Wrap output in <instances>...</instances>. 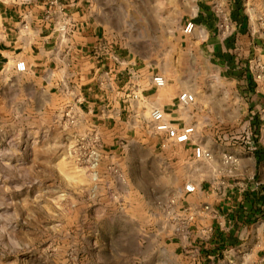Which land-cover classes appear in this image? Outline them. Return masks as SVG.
<instances>
[{
	"label": "rangeland",
	"instance_id": "374dc122",
	"mask_svg": "<svg viewBox=\"0 0 264 264\" xmlns=\"http://www.w3.org/2000/svg\"><path fill=\"white\" fill-rule=\"evenodd\" d=\"M12 1L24 0L0 4ZM98 4L107 7L111 24L80 50L105 60L108 73L94 76L117 90V104L105 109L99 128L77 94L63 109L51 99L60 97L58 90L45 94L41 114L22 98L0 101V264L191 263L188 225H174L177 212L187 209L174 181L182 172L170 166L188 148L165 142L168 133L157 130L152 110L160 108L171 128L182 131L195 127L187 123L193 112L207 115L205 101H244L223 105L221 112L233 115L226 130L251 134L259 114L262 138L264 101H257L250 80L261 92L264 41L256 33L264 35V0L92 1ZM88 20L66 26L71 33L87 30ZM15 69L26 72V59ZM84 174L89 188L82 191L75 182Z\"/></svg>",
	"mask_w": 264,
	"mask_h": 264
},
{
	"label": "crops",
	"instance_id": "0c3cea01",
	"mask_svg": "<svg viewBox=\"0 0 264 264\" xmlns=\"http://www.w3.org/2000/svg\"><path fill=\"white\" fill-rule=\"evenodd\" d=\"M92 1L85 4L83 0H24L0 4V101L22 98L21 101H28L31 112L41 114L40 101L45 94L58 90L60 97L55 98L57 93H52L51 99L58 101L61 109L72 103L70 100L77 94L82 99L80 105L89 108L87 120L99 128L108 105L117 104V90L114 84H104L94 76L95 70L96 74L108 73L110 68L105 60L92 55L85 57L80 50L82 45L95 43L98 31L111 24L107 20V7L100 10V4L95 7ZM85 18H89L87 30L71 33L66 26ZM258 32L257 38L264 41V35L259 36ZM19 59H26V72L16 71ZM91 60L94 64L88 62ZM73 79L81 80L78 86L71 84ZM59 85L62 86L58 88ZM260 91L264 95V87ZM127 99L122 102L129 112L135 111L134 102ZM205 104L207 110L203 111L207 115L193 112L187 121L196 123L192 135L196 141L191 138L183 144L188 150L178 163L170 160V166L182 172L174 181L183 205L187 206L186 211L177 212L174 225L179 222L188 225L184 244L193 249L188 256L192 262L146 264H264V132L259 141L261 149L247 152L232 141L235 133L226 130L233 115L221 112L225 104L235 108L245 104L244 101H205ZM156 109L160 108L152 112ZM198 147L204 151L200 157ZM230 155L234 157L229 159ZM85 178L89 176L84 174L75 182L82 191L89 188ZM187 183L194 184L196 191H186ZM200 251L203 255L197 258Z\"/></svg>",
	"mask_w": 264,
	"mask_h": 264
},
{
	"label": "built area",
	"instance_id": "2783aa9c",
	"mask_svg": "<svg viewBox=\"0 0 264 264\" xmlns=\"http://www.w3.org/2000/svg\"><path fill=\"white\" fill-rule=\"evenodd\" d=\"M18 68L20 70L26 69V62L20 61L18 63ZM154 81L157 83L158 86L164 87L166 85V79L162 75H157L154 77ZM190 95L188 93H183L181 95V98L188 101L190 99ZM165 113L160 110L156 109L152 112V118L154 121H156V128L158 131L168 133V137L165 140L166 143H185L189 140H191L193 133L195 132L194 126H188L182 131H175L171 128V126L165 121ZM95 153V150H93ZM203 150L201 147L197 148V155L201 156L203 154ZM98 162H96L97 164ZM187 191L193 192L196 190V186L192 184H187L186 186Z\"/></svg>",
	"mask_w": 264,
	"mask_h": 264
},
{
	"label": "trees",
	"instance_id": "16d2710c",
	"mask_svg": "<svg viewBox=\"0 0 264 264\" xmlns=\"http://www.w3.org/2000/svg\"><path fill=\"white\" fill-rule=\"evenodd\" d=\"M253 76V75H252ZM250 79V78H249ZM251 83V91L253 92V94L255 96H257V101H264V95L261 92H258L256 89V83H254V80H250ZM252 125L254 126L253 132H251V134L247 133L246 131L242 134H238L235 137H233V139L235 138V141L239 142L241 146H244L246 149H250L251 145H254V150H260L258 149V143H259V139H258V135L260 134V132L258 131L259 127H260V122H261V118L259 116V114H257L256 116H254L252 118Z\"/></svg>",
	"mask_w": 264,
	"mask_h": 264
}]
</instances>
